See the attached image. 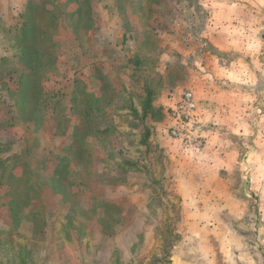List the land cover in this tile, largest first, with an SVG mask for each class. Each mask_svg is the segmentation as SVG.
Masks as SVG:
<instances>
[{"label":"rangeland","instance_id":"1","mask_svg":"<svg viewBox=\"0 0 264 264\" xmlns=\"http://www.w3.org/2000/svg\"><path fill=\"white\" fill-rule=\"evenodd\" d=\"M232 4L236 19L212 7ZM252 20L259 54L218 47L223 27ZM241 58L257 77L255 109L264 0H0V264H169L196 199L219 233L231 225L261 252L264 108L245 107L249 136L230 131L239 101L216 75ZM185 100L191 131L231 142L217 152L221 161L236 152L230 173L184 151L211 156L210 137L169 127ZM203 109L224 123L202 126Z\"/></svg>","mask_w":264,"mask_h":264},{"label":"clouds","instance_id":"2","mask_svg":"<svg viewBox=\"0 0 264 264\" xmlns=\"http://www.w3.org/2000/svg\"><path fill=\"white\" fill-rule=\"evenodd\" d=\"M208 7L209 5H203ZM212 7H218L221 9L227 8L228 14L224 19H236L233 15V11L238 7L237 4H232L230 7L227 5H212ZM258 21L252 20L251 22L245 24L243 21H239L235 26L229 23L227 26L221 29V34L223 35L224 42L218 47L222 51H228L230 49H235L236 51H242L245 56L251 55L255 57L260 52L262 46L261 41L257 37V33L261 31L260 27L254 28V24H258ZM219 27V26H218ZM213 31L215 29H212ZM203 35L207 36L208 32H205ZM233 37H242L243 39H233ZM164 60H174V57H169L165 55ZM213 63H217V58L213 57ZM252 66L255 72L260 73V81L264 83V66L261 65L255 58L252 59ZM199 67V65H197ZM216 75L218 77H223L224 80L222 84H226L229 88H232V91L235 95V98L239 101L237 105L239 115L235 117H229L232 120V123L236 125L234 129L230 131L235 132L236 134L243 135L245 137L249 136L251 133L248 130V125L243 122L242 116L245 111V107L249 110L248 115L251 116L253 112L259 114L261 108H264V98L259 101V107L253 108V102L256 101V95L254 94L255 86L257 85V77L254 74V71L249 68L247 64L243 62V59L233 61L231 65L227 68H218ZM209 80H212L213 77H206ZM231 84H227V82ZM236 86H246V87H234ZM264 92V88L261 89ZM243 105L244 107H240ZM169 107L173 105L169 104ZM173 111L176 109L173 107ZM205 113V118L199 123L203 126L209 120L213 123L219 125L224 123L221 121L215 113V109H203ZM183 113H177L176 120H173L169 127L177 125L180 115ZM192 121H189L188 124L178 125L180 128L186 129L190 132L191 137H195L197 133H200L201 136L210 137L208 149H211L213 145L218 144L216 151L212 152V155L201 154L192 148L191 144L187 146L184 151L189 155H195L197 157V162H204L211 160L212 171L216 172L220 168H224L229 173L232 171V166L235 163L236 152L233 150L231 153H225L227 156L226 161H221L217 152L220 150L229 149L232 147L231 142L228 140H223L222 142L218 141L219 133L213 132H200V129L197 128L195 131H191ZM264 125V116H261L258 127ZM243 130V131H241ZM184 137H181L183 139ZM259 139V138H258ZM179 144V141L176 142ZM246 146V145H245ZM260 156H256L254 153H249L248 162L256 164L260 161ZM206 167V165H205ZM247 168V165L244 166ZM257 172H264V167L257 168ZM253 183L256 184V178L253 177ZM264 193V188L259 189ZM193 204H188L186 207H193ZM146 211V210H145ZM243 216V210L235 214V219L240 220ZM189 219L193 223L188 226L186 232H182L183 239L180 240L173 249V254L170 257L172 264H215V253L211 245L208 242L209 235H216L220 239L221 251H223L226 258V264H264V261L260 259L261 253L255 251V248L252 249L253 255L257 257V260L254 261L252 255H249V247L246 243H242L243 237L237 235V232L234 231L231 225L224 226V232L219 233L217 231L219 222L214 219L212 215H209L207 212L204 214L192 213L189 216ZM209 225H212L211 230L209 231ZM239 228H244V225L241 224ZM264 232V229L261 230ZM222 236V239H221ZM260 244H264V239L260 240ZM128 259H132V254L129 252L126 254Z\"/></svg>","mask_w":264,"mask_h":264},{"label":"crops","instance_id":"3","mask_svg":"<svg viewBox=\"0 0 264 264\" xmlns=\"http://www.w3.org/2000/svg\"><path fill=\"white\" fill-rule=\"evenodd\" d=\"M264 173V172H263ZM262 173V176H261V181H260V187L261 188H264V174ZM194 199H196V198H194ZM185 202V201H184ZM184 202H182V203H184ZM198 206L196 207V213H198V214H204L205 212H206V208H205V206H200L199 207V205H201L200 204V202H202V201H200L199 199H196V201H194ZM204 205V204H203ZM220 211L219 210H216L215 211V215H217L216 213H219ZM209 214V213H208ZM211 227L212 226H210L209 225V230H211ZM218 228H219V226H218ZM234 230V229H233ZM234 231H236V230H234ZM223 232H224V230H223ZM237 232V231H236ZM237 235L238 236H240L239 235V233L237 232ZM241 237V236H240ZM262 239H264V234H263V232L262 231H260V238L258 239V242L260 243V240H262ZM208 242H209V240H208ZM252 243H253V241H251ZM242 243H245V241H244V239H243V241H242ZM246 244L248 245V247H249V255H252V258H253V260L254 261H256L257 260V257L255 256V255H253V252H252V249H253V247H252V245H250V243H247L246 242ZM211 247H212V249H213V252L215 253V264H226V258H225V256H224V253H223V251H221V243L220 242H218V244H215V243H213V244H211ZM260 249H261V256H260V259L262 260V261H264L263 259H264V244H260ZM257 251V250H256ZM259 252V251H258ZM169 264H172V261H171V259H170V262H169ZM238 264H239V262H238Z\"/></svg>","mask_w":264,"mask_h":264},{"label":"built area","instance_id":"4","mask_svg":"<svg viewBox=\"0 0 264 264\" xmlns=\"http://www.w3.org/2000/svg\"><path fill=\"white\" fill-rule=\"evenodd\" d=\"M188 109V105H187V102L186 100L185 101H181L180 102V105L176 108V111L174 112L172 110V118L174 120H176V116H177V113H183L182 115H180L179 117V121L177 122L178 125H181L183 124L184 122L186 123L188 120H189V116L188 114L185 112L186 110ZM184 123V124H185ZM179 127V126H178ZM182 129V128H181ZM183 131V130H182ZM182 131L175 128V129H172L171 131V135L175 138H181L183 137V134H182ZM200 145V142H197V144L195 146H199Z\"/></svg>","mask_w":264,"mask_h":264}]
</instances>
